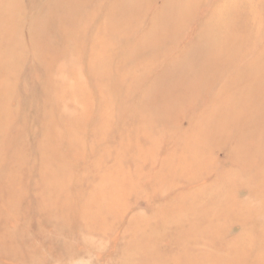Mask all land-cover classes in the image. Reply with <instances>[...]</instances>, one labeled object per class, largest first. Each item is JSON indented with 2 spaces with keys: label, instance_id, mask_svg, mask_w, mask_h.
<instances>
[{
  "label": "rangeland",
  "instance_id": "obj_1",
  "mask_svg": "<svg viewBox=\"0 0 264 264\" xmlns=\"http://www.w3.org/2000/svg\"><path fill=\"white\" fill-rule=\"evenodd\" d=\"M0 264H264V0H0Z\"/></svg>",
  "mask_w": 264,
  "mask_h": 264
}]
</instances>
